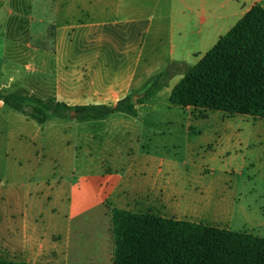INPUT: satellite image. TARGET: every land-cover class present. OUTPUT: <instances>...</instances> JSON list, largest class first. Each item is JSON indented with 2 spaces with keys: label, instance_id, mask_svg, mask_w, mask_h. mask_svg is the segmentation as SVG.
<instances>
[{
  "label": "rangeland",
  "instance_id": "rangeland-1",
  "mask_svg": "<svg viewBox=\"0 0 264 264\" xmlns=\"http://www.w3.org/2000/svg\"><path fill=\"white\" fill-rule=\"evenodd\" d=\"M72 4L80 5L81 0H0L2 90L55 95L53 25L84 18V13L70 12ZM94 5L91 1L90 13L98 10ZM42 19L44 23L38 24ZM42 24L40 34L28 33L29 26ZM160 37L168 41L169 29H163ZM153 58L157 68L145 76L137 93L144 92L158 76L161 89L152 94L150 106L140 108L138 116L109 123L115 131L105 136L113 142L106 144L107 152L78 146L55 157L48 147L56 136L53 127L64 138L72 137L74 130L98 127L55 116L41 124L0 100V255L33 264H114L113 245L102 256L83 257L65 243H39L32 218L26 215L35 195L46 201L43 214L57 207L48 196L58 187L68 191L73 174L97 170L93 167L102 155L109 157L106 166L115 167V159L123 162L127 179L146 175L177 184L165 216L264 236V118L171 103L166 86L191 66L168 55ZM63 205L60 201V211Z\"/></svg>",
  "mask_w": 264,
  "mask_h": 264
},
{
  "label": "crops",
  "instance_id": "crops-1",
  "mask_svg": "<svg viewBox=\"0 0 264 264\" xmlns=\"http://www.w3.org/2000/svg\"><path fill=\"white\" fill-rule=\"evenodd\" d=\"M34 1L46 0H29ZM91 1L98 10L90 13ZM256 3L264 6V0H81L80 5L72 4L70 12L84 13V18L53 25L56 71L53 96L72 106L115 105L129 94L138 96L143 93L137 92L143 88L145 76L157 68L153 65L157 63L154 56L168 55L181 65L192 67ZM42 22L43 19L38 24ZM167 25L168 41L160 37L163 29L168 30ZM43 26H29L28 33L40 34ZM182 77L183 74L170 80L165 89L167 95L171 96L173 87ZM149 101L136 105V115L116 111L102 119L72 118L75 122L101 127L100 132L96 131L98 128L74 130L72 137L64 138L53 127L56 136L48 145L51 155L57 157V153L78 146L87 147L88 151L100 148L107 152L106 144L113 142L105 136L115 131L110 130L109 123H122L119 119L138 116L141 107L150 106ZM76 126L79 129V125ZM108 158L102 155L98 159L97 166L93 167L97 170L73 174L68 191L63 192L58 187L49 195L48 200H55L58 206L50 207L46 214L42 210L46 201L36 195L33 197L31 206L26 207V215L32 218L39 243H65L68 249L77 250L83 257L102 256L111 245L115 248L114 207L154 211L165 216L164 211L171 197L176 195L178 185L146 175L127 179L123 162L115 159V167L106 166ZM60 201L64 203L62 211L58 208ZM61 218L65 222L62 225Z\"/></svg>",
  "mask_w": 264,
  "mask_h": 264
},
{
  "label": "trees",
  "instance_id": "trees-1",
  "mask_svg": "<svg viewBox=\"0 0 264 264\" xmlns=\"http://www.w3.org/2000/svg\"><path fill=\"white\" fill-rule=\"evenodd\" d=\"M160 85V76L134 99L115 105L72 106L54 96L4 91L0 100L38 123L52 116L102 119L121 111L136 115ZM170 102L183 107L264 118V6L254 4L173 87ZM75 112V115L72 114ZM114 264H264V237L245 231L113 208ZM0 264H33L0 255Z\"/></svg>",
  "mask_w": 264,
  "mask_h": 264
},
{
  "label": "water",
  "instance_id": "water-1",
  "mask_svg": "<svg viewBox=\"0 0 264 264\" xmlns=\"http://www.w3.org/2000/svg\"><path fill=\"white\" fill-rule=\"evenodd\" d=\"M137 97H138V96H137V95H135V96H134V99L136 100V99H137ZM72 114H74V115H75V112H73Z\"/></svg>",
  "mask_w": 264,
  "mask_h": 264
}]
</instances>
